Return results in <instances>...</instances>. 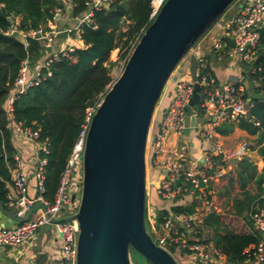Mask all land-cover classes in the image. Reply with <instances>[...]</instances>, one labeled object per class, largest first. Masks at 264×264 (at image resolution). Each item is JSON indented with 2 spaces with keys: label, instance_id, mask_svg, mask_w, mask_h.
<instances>
[{
  "label": "built area",
  "instance_id": "obj_1",
  "mask_svg": "<svg viewBox=\"0 0 264 264\" xmlns=\"http://www.w3.org/2000/svg\"><path fill=\"white\" fill-rule=\"evenodd\" d=\"M165 2L166 0L150 1V20H154ZM53 3L49 18L43 26L34 30L22 31L20 18L11 16L10 26L3 35L16 39L22 37L25 40L23 45L25 48L28 46V40L49 48L60 33L73 36L74 40L79 41L83 28L93 25L94 13L108 10L112 0H86L83 4V12L76 18L75 26L63 31L59 30V22L65 12H74L77 4L74 0H53ZM263 19L264 0H245L240 12L231 20L229 31H226L222 38L218 39L211 47L218 60L239 55L244 63H253L259 43V29L263 27ZM226 40H231L233 43V47L228 50L226 49ZM133 48L134 46L130 49L129 56ZM74 51V46L65 43L58 52L35 64L36 72L31 79L28 77L29 60L26 58L21 61L14 89L6 106L9 125L38 147V164L34 173L38 193L35 199L28 197V179L24 171V163L19 157L13 156L14 164L10 167V175L15 197L8 200V205L15 211V218L19 223L10 229L0 226V251L30 243L40 228L49 226V233L60 242L63 264H76L78 223L76 220L63 221V219L72 217L78 209L79 203L75 205V202L80 199L82 187L85 139L92 116L99 104L86 109L84 123L66 159L52 203L45 201L42 197L46 161L40 157V152L47 153L46 143L37 140L38 131H32L14 123L11 113L15 97L25 93L29 87L45 77L41 74L42 70H46L60 57H69ZM191 54H193L192 51L180 62L169 79L167 85H172L174 88L171 101L161 112L160 120L153 133H151L150 127L148 140L151 151L148 165L150 168L156 169L160 175V179L153 185L155 194L170 205H177L178 200L189 198L193 210L190 213L169 211L162 218L158 227L155 225L156 214H153L150 222L152 241L173 258L175 252L171 250L172 248L176 251L187 252L197 264H248L246 261L263 264L264 199L248 215L251 228L257 235V242L245 250L244 262H228L227 257L212 243L201 244L196 237L195 226L200 225L209 214L217 211L212 184L221 175L228 172L224 170L231 161L237 160L241 156L240 152H225L218 143L214 142L218 136L217 128L223 123L237 124L247 116L251 105L246 101L242 87L227 82L217 84L210 78L205 66L198 61L196 75L197 83L200 86V102L192 107L191 115L195 119L192 130L195 129L200 142H214V147L213 150L203 151L200 159L191 160L189 145L184 140L187 107L194 93V85L188 71ZM126 61H124L123 67ZM172 139L177 142L174 147L170 145ZM72 186L76 188V192L72 191ZM73 196L75 197L74 201H72ZM36 203H39L38 207L35 205ZM34 208L40 213L37 217L30 218L29 214Z\"/></svg>",
  "mask_w": 264,
  "mask_h": 264
},
{
  "label": "trees",
  "instance_id": "obj_2",
  "mask_svg": "<svg viewBox=\"0 0 264 264\" xmlns=\"http://www.w3.org/2000/svg\"><path fill=\"white\" fill-rule=\"evenodd\" d=\"M85 1L74 0L77 4L75 14L83 12ZM150 1L112 0L108 10L95 12L92 18L93 25L83 28L75 51L69 57H60L46 70H42L41 74L45 77L13 100L11 113L13 122L23 128L38 131L37 140L46 143L47 153L40 152V157L46 161L42 193L45 201L52 203L54 200L66 159L84 123L86 109L98 105L108 90L112 81L107 68L111 53L115 50H119L120 53L123 51L120 58L126 61L130 49L135 47L152 23L153 20L149 19ZM53 4V0H0V204L2 205L8 202V189L12 185L10 167L14 164L15 154L10 140L5 103L14 89L20 62L26 58L35 59L39 52L37 42L28 40V46L25 48L15 37H6L3 33L10 26L11 16L20 18L22 31L43 26L49 18ZM123 20L129 21L126 32L122 31ZM259 35V43L252 63L253 72L249 74L255 85L254 96L250 101L251 107L247 116L236 124L237 128L249 135L264 131V27L259 29ZM233 128L234 125L223 123L217 128V132L220 135H228ZM258 154L264 163V146L259 148ZM232 173L233 171H229L221 175L212 184V189L221 186L224 182L227 183ZM236 178L241 195L233 200L231 211L221 213L217 205L216 212L209 214L200 225L195 226L199 243H212L231 263L244 262L245 250L257 242V235L250 227L248 214L254 204L259 205L264 199V166L261 173L256 174L244 165L239 168ZM250 184L256 188L255 196L247 190ZM154 197L164 203L156 213V227L169 211L190 213L193 210V205L183 207L166 204L161 197L152 192V198Z\"/></svg>",
  "mask_w": 264,
  "mask_h": 264
},
{
  "label": "water",
  "instance_id": "obj_3",
  "mask_svg": "<svg viewBox=\"0 0 264 264\" xmlns=\"http://www.w3.org/2000/svg\"><path fill=\"white\" fill-rule=\"evenodd\" d=\"M236 0H166L145 30L121 74L99 103L85 139L78 209L76 264H177L146 230V148L155 107L176 67ZM17 41L25 44L22 37ZM194 93L184 135L194 127L200 102L198 58L189 56ZM74 196L72 201H74ZM50 227L39 230L38 243Z\"/></svg>",
  "mask_w": 264,
  "mask_h": 264
},
{
  "label": "crops",
  "instance_id": "obj_4",
  "mask_svg": "<svg viewBox=\"0 0 264 264\" xmlns=\"http://www.w3.org/2000/svg\"><path fill=\"white\" fill-rule=\"evenodd\" d=\"M245 0H236L234 4L227 10L225 15L222 17V20L217 23L214 28H212L196 45L195 50L192 51L198 58L200 64L205 66V69L208 71L210 78L217 84L221 83H233L242 87L244 90V96L248 103H250L253 98L254 83L252 82V88L246 84V77L249 76L248 72H245L242 68L244 64L239 55L234 56L233 58L224 57L222 60H218L216 53L212 50V45L230 29L231 20L240 12L242 6L244 5ZM80 14H75L74 12H65L63 18L58 24L59 30L63 31L64 29H70L75 26L76 18ZM264 27V19H263ZM73 36H67L65 33H60L57 38L53 41L49 48H45L42 44H39V52L35 59L29 60V79L33 78L37 62L44 61L49 55L58 52L64 45L69 44L75 48L78 46V41L73 39ZM68 40V41H67ZM67 41V42H66ZM233 47L231 40H226V49ZM252 81V80H251ZM174 88L172 85H168L163 93L161 101L158 105V116L156 117L153 124H151V133L156 130V126L160 120L161 112L165 107H167L171 101ZM11 95V94H10ZM9 99V98H8ZM8 101V100H7ZM7 101L5 107L7 106ZM234 125V128L231 133L228 135H220L218 133L217 138L214 142L218 143L225 152H240L241 156L237 160L231 161L226 170L224 171H234L239 170L240 167L246 165L251 171L256 174H260L264 163L262 158L258 154L259 148L264 146V131L256 135H249L243 130H240L236 127V123H228ZM10 131V140L15 150L14 156L19 157L24 163V171L28 179V197L30 199H35L37 196V182L34 176L35 169L38 164L37 151L38 147L25 137L20 132L16 131L11 125H8ZM195 130V129H194ZM194 130H191L188 136L184 135V140L189 145V158L191 160L200 159L203 151L213 150L214 142H200L197 138V134ZM176 140L172 139L170 145L174 147ZM156 173L157 177L154 179L151 175ZM160 179L159 172L150 168L147 174V182L150 185L157 183ZM228 185L224 182L221 187ZM72 186V191H75L76 188ZM218 188L216 186L212 189L214 199L218 203ZM7 199L15 197V193L12 185L8 189ZM76 192V191H75ZM154 192V190H153ZM73 194V193H72ZM152 211L164 206L162 201H159L156 197L151 199ZM191 200L189 198L181 199L177 201L178 206H190ZM190 204V205H189ZM233 201L230 204L232 207ZM37 207L39 203L35 204ZM40 211L36 208L29 214L30 218H35L39 215ZM249 215V214H248ZM18 220L15 218V211L8 205V202L5 205L0 204V226L10 229L15 227L18 224ZM251 227V225H250ZM39 232L33 238V240L25 245L19 246L17 248H5L0 251V264H63L64 259L60 252V242L52 237L48 232L44 235L41 243H38ZM186 257H176L175 261L177 264H197L193 257L188 254ZM228 261V259H226ZM229 262V261H228ZM248 264H258L253 261H246ZM264 264V263H263Z\"/></svg>",
  "mask_w": 264,
  "mask_h": 264
},
{
  "label": "rangeland",
  "instance_id": "obj_5",
  "mask_svg": "<svg viewBox=\"0 0 264 264\" xmlns=\"http://www.w3.org/2000/svg\"><path fill=\"white\" fill-rule=\"evenodd\" d=\"M220 20H222V18ZM219 21L217 23H219ZM127 25H129V21L123 20L122 24H121L123 32H126ZM214 26L212 28H214ZM195 47H196V45H195ZM195 47L192 48V51L195 50ZM121 53L119 52V50H115L114 52L111 53V55L109 57V62L107 64V68L109 70V73H110L112 81H111L110 85L108 86V88L111 86V84H113V82L118 78V76L121 73V70H122V67H123V63H124V60L122 58H120V54ZM242 68L244 69L245 72H248L249 74L253 70L252 63H249V64L244 63L242 65ZM246 78H247L246 79V84H248V86L250 88H252L253 84H252V81H251L250 77L247 76ZM166 87H165V89H166ZM165 89H164V91H165ZM164 91H163V93H164ZM162 96H163V94H162ZM162 96H161V98H162ZM161 98H160L157 106L155 107V111H154V114H153V118H152V123L151 124H153V121H155V119H157L156 117L158 116V105H159V103L161 101ZM150 151L151 150H150L149 140H148L147 148H146V166H147L146 169H147V174H148L149 169H150V167L148 165L149 164ZM237 173H238V170H234L233 173L231 174V176L228 177V182H227L228 185H225L224 187L223 186L222 187L219 186V188H218V193H217L218 203H217V205H218V208L221 209V213L230 212L231 211L230 204L232 203V201L235 198H238L241 195V192L239 190V186L236 183V181H237V178H236L237 177ZM151 177L152 178L154 177V179H155L157 177V174L156 173H154V174L152 173ZM247 190L251 193L252 196H255L257 194L256 193V188H255V186L253 184L248 185ZM152 192H153V187H152V185H150V183L147 182V179H146L147 200H146V217H145L146 222H145V224H146V230H147L148 234L150 235V237L153 238V234L151 232L152 225H151L150 222L152 221V215L156 214L158 209L156 210V213H155V210L152 211V209L150 207V206H152L151 205L152 204V202H151ZM78 203H79V201L77 199V201L75 202V205H77ZM254 206H257V204H254ZM254 206H253V208H254ZM171 250H173L175 252V256L176 257L182 256L184 258L186 256H189L188 253L185 252V251H176L174 248H172ZM176 257H174V259ZM130 261H131V264H147L146 261L144 260V258H142L139 254H137L134 251L130 252Z\"/></svg>",
  "mask_w": 264,
  "mask_h": 264
}]
</instances>
